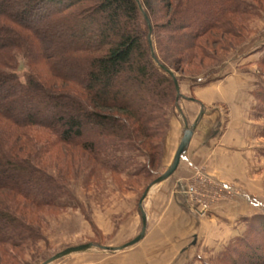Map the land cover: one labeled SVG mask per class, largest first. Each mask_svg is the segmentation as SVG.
<instances>
[{"label":"trees","instance_id":"trees-1","mask_svg":"<svg viewBox=\"0 0 264 264\" xmlns=\"http://www.w3.org/2000/svg\"><path fill=\"white\" fill-rule=\"evenodd\" d=\"M140 2L159 62L180 74L198 67L201 72L191 77L201 84L213 72L202 69L203 61L218 62L214 46L233 49L232 40L244 38L249 19L264 4ZM147 36L135 0H0V264H26L19 254L44 240L40 225L20 211L18 201L39 218L62 207L60 200L71 194L66 174H52L41 162L46 145L37 147L30 130L49 133L50 145L80 149L113 173L149 179L158 174L176 91L151 57ZM18 56L44 66L48 78L30 68L21 81ZM252 94L264 109V89ZM254 218L264 230V215Z\"/></svg>","mask_w":264,"mask_h":264},{"label":"rangeland","instance_id":"rangeland-1","mask_svg":"<svg viewBox=\"0 0 264 264\" xmlns=\"http://www.w3.org/2000/svg\"><path fill=\"white\" fill-rule=\"evenodd\" d=\"M261 7L259 16L249 19L244 38L232 40L233 49L226 52L214 46L213 49L219 58L218 62L208 59L203 61L202 69L212 67L213 72L208 75V79H211L209 84L228 73L238 72L253 77H251L253 89H264V62H262L264 57V4H261ZM30 68L38 72L40 77L48 78L44 66L29 65L22 56H18L15 71L21 81H24ZM200 70L198 67L185 69V74L174 71L176 77L182 78L179 83L181 96H189L181 90L187 91L188 88L193 90L205 85L191 77V74L201 72ZM198 76L201 77V74ZM224 113H226L225 110ZM250 113L251 120L254 122L252 133L256 139V149L252 153V164L247 173L249 178L251 174L250 184L245 188L247 191L243 192L244 189L240 185L235 187L230 185L232 189L229 193L228 191L222 192L212 199L208 194H211L213 190L206 187L207 181H202V187L206 191L202 190L208 195L209 207L204 215H200L190 206L185 187L186 184H196V180L203 179H200L193 170L189 178L183 181L181 189L185 204L198 217L207 216L215 202L234 199V194L241 192L235 199L239 200L241 197L245 200L244 209L240 212L242 214H239L237 221L234 222L230 236L220 241L219 247H187L186 251L178 254L174 262L172 261L174 264H264V262L256 261L257 258H264V230L260 227L259 221L254 218L255 215H264V109L260 101L256 100ZM167 114L168 127L162 141L160 161L156 167L158 174L152 179L133 177L128 172L113 173L97 167L80 149L61 144L50 145L54 140L53 136L43 130H30L37 147L46 145L41 150V162L49 167L47 171L52 174L58 172L66 174L65 179L71 194L69 198L64 197L60 200L62 207L48 210L47 213L39 216L40 219L36 216L38 213L36 214L35 210L33 214H28L29 210L24 209L22 202L18 201L20 211L26 216L29 215L30 220L35 224L40 225L44 236V240L38 241L29 251L19 254L20 259H23L26 264H39L44 256H51L68 246L86 242L118 246L119 243L128 241L138 233L142 224L138 201L147 185L171 162L175 147V136L172 134L173 131L169 132L171 120L179 118L183 121L177 107ZM185 120L187 121L186 118ZM187 123L192 124L189 121ZM224 127L221 128L224 130ZM179 134L180 132H175V135ZM167 138L170 142H167ZM176 173L174 172L170 177L174 178ZM249 227L252 230L251 233ZM155 249L154 247L130 246L114 253L93 249L70 254L51 264H150V262H156L153 256L159 255L156 254ZM192 251H196L197 254H190ZM33 252L36 256H32ZM168 255L172 257L171 253Z\"/></svg>","mask_w":264,"mask_h":264},{"label":"crops","instance_id":"crops-1","mask_svg":"<svg viewBox=\"0 0 264 264\" xmlns=\"http://www.w3.org/2000/svg\"><path fill=\"white\" fill-rule=\"evenodd\" d=\"M251 77L232 72L202 87L181 90L189 96L182 95L183 101L180 99L178 102L180 117L190 123L198 119L176 175L152 187L143 203L145 234L132 246L156 248L155 252L159 255L153 256L156 262L150 264H174L176 256L186 251L187 247H219L220 241L230 236L234 222L242 214L245 200L241 197L235 199L241 192L234 194V199L215 202L207 216L198 217L185 204L181 189L190 172L199 169L212 178L233 187L240 185L243 192L247 191L245 188L251 178V174L249 178L247 173L256 149L252 133L254 122L250 117L251 108L256 103L251 92ZM170 124L169 132L173 131L175 136L173 156L182 136L183 121L176 118ZM222 126H225L224 130ZM176 131L180 134L175 135ZM170 253L172 257L168 255ZM190 254L197 253L192 251Z\"/></svg>","mask_w":264,"mask_h":264},{"label":"water","instance_id":"water-1","mask_svg":"<svg viewBox=\"0 0 264 264\" xmlns=\"http://www.w3.org/2000/svg\"><path fill=\"white\" fill-rule=\"evenodd\" d=\"M137 2V5L140 9V11L142 12L144 19L146 21V24L148 26V44H149V48H150V52H151V57L154 59V61L172 78L173 83H174V88L176 91V107L178 109V111H180L179 106H178V100L181 97V92H180V85L178 83V80L175 76V73L173 70L167 68L166 66H164L163 64H161L157 58V56L155 55L154 52V47H153V42H152V38H151V33H152V26H151V22L150 19L148 17V15L146 14V12L144 11L140 0H135ZM202 113V111H201ZM198 119V117H197ZM197 119L191 124L189 125L187 123V121L185 120V118H183V131H182V136L178 142V145L174 151V154L172 156L171 162L169 163V165L167 166V168L161 173L159 174L156 178H154L148 185L147 187L144 189L139 201H138V208L141 214V230L140 232L131 240H129L126 243H123L121 245L118 246H109V245H101V244H95L92 242H86V243H81V244H77V245H73V246H68L58 252H56L55 254L51 255L50 257H48L47 259L43 260L41 263L39 264H51L52 262L68 256L70 254L73 253H79V252H87L93 249H99L101 251L104 252H119L127 247H130L134 244H136L138 241H140L144 234H145V229H146V215H145V211H144V207H143V203L144 200L146 199V197L148 196L149 191L151 190L152 187H154L155 185L161 183L162 181L168 179L177 169L180 159L182 157V155L186 152L189 142L191 140V137L193 135L195 126H196V122Z\"/></svg>","mask_w":264,"mask_h":264},{"label":"built area","instance_id":"built-area-1","mask_svg":"<svg viewBox=\"0 0 264 264\" xmlns=\"http://www.w3.org/2000/svg\"><path fill=\"white\" fill-rule=\"evenodd\" d=\"M195 173L199 175L198 177L200 179L203 180H196V184L195 183L186 184L185 193L189 197L188 198L189 204L192 207V209L196 210V212L199 213L200 215H204L209 207V199L207 198V196L209 195V197L213 199L214 197L219 196L222 192L228 191L227 193H229V190H231L232 187L229 184H226L222 181L212 178L211 176H209L208 174H206L205 172L199 169L196 170ZM202 181L203 182L207 181L206 187L213 190L211 194L207 195L206 192L202 190L204 189L202 187V183H203ZM199 182L201 183L198 184Z\"/></svg>","mask_w":264,"mask_h":264}]
</instances>
